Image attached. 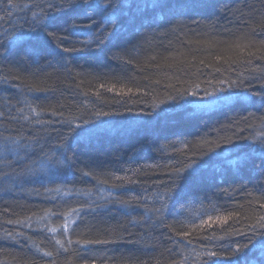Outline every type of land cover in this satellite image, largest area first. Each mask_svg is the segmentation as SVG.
<instances>
[{
    "label": "trees",
    "instance_id": "obj_1",
    "mask_svg": "<svg viewBox=\"0 0 264 264\" xmlns=\"http://www.w3.org/2000/svg\"><path fill=\"white\" fill-rule=\"evenodd\" d=\"M107 4L0 0V264H264V0Z\"/></svg>",
    "mask_w": 264,
    "mask_h": 264
},
{
    "label": "snow or ice",
    "instance_id": "obj_2",
    "mask_svg": "<svg viewBox=\"0 0 264 264\" xmlns=\"http://www.w3.org/2000/svg\"><path fill=\"white\" fill-rule=\"evenodd\" d=\"M70 6H71V4H70ZM89 6L91 7V5H89ZM106 6H107V7H111V6H113V5H112V0H108V4H107ZM49 35H51V34H49ZM95 39H96L98 42L103 43V41L101 40V38H100L99 36L95 37ZM85 43H87V41H85ZM63 51L67 52V51H69V49L65 48V49H63ZM226 219H227V218H225L224 222H226ZM185 235H187V233H185ZM236 251L239 252L240 249L237 248ZM48 255H50V253H49ZM211 255L214 256L215 253H211Z\"/></svg>",
    "mask_w": 264,
    "mask_h": 264
}]
</instances>
